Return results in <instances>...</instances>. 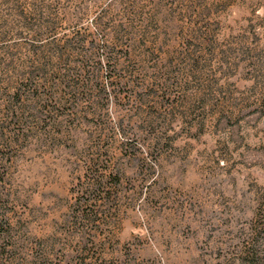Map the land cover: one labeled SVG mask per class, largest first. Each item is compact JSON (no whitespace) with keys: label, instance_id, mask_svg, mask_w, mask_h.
<instances>
[{"label":"rangeland","instance_id":"rangeland-1","mask_svg":"<svg viewBox=\"0 0 264 264\" xmlns=\"http://www.w3.org/2000/svg\"><path fill=\"white\" fill-rule=\"evenodd\" d=\"M253 253L264 0H0V264Z\"/></svg>","mask_w":264,"mask_h":264},{"label":"trees","instance_id":"trees-1","mask_svg":"<svg viewBox=\"0 0 264 264\" xmlns=\"http://www.w3.org/2000/svg\"><path fill=\"white\" fill-rule=\"evenodd\" d=\"M54 85V83L52 84V86H50L49 88H54L55 89V87L53 86ZM57 90H55V92L54 91H52V90H50V89H43V92L44 93H46V94H48V96H49V98L51 99V100H53V99H56L57 98V95L58 94H56L57 92H56ZM41 94V92H37V96H39ZM248 263L247 264H264V258H260V257H258L255 253H253L250 257H249V261H247Z\"/></svg>","mask_w":264,"mask_h":264}]
</instances>
